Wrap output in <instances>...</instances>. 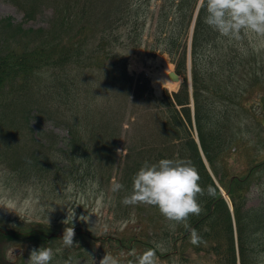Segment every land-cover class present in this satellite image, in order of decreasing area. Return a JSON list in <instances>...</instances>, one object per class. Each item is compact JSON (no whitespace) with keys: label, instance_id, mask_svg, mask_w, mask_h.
Listing matches in <instances>:
<instances>
[{"label":"trees","instance_id":"obj_1","mask_svg":"<svg viewBox=\"0 0 264 264\" xmlns=\"http://www.w3.org/2000/svg\"><path fill=\"white\" fill-rule=\"evenodd\" d=\"M8 1L27 19L46 9L52 15L47 26L39 27L0 18V164L5 182L33 187L48 206L74 193L103 194L118 225L103 241L115 255L128 251L133 257L151 249L167 263L264 264V206L248 203L252 186L264 178V49L256 44L264 37L244 31L238 39L221 36L204 22L206 8L200 7L192 41L191 96L187 47L199 0H162L158 12L152 0ZM150 26L155 32L151 53L169 52L184 75L180 89L162 97L148 81L132 95L135 81L126 66L131 51L149 46L145 33ZM46 74L50 85L42 89ZM56 99L60 105L55 109ZM31 115L55 117L68 130L65 145L58 146L57 139L50 145L39 139L21 145L16 133ZM126 120L131 121L124 136L128 145L119 156L117 142ZM165 158L191 161L199 172L203 211L188 219L202 237L199 246L190 243L183 224L173 225L158 208L122 203L144 162ZM117 183L122 188L114 190ZM209 185L216 189L214 197L207 194ZM66 226L21 223L0 233V241L18 238L31 248H48L54 246L52 234ZM74 229L75 236L100 238L90 229ZM81 246L68 255L83 254ZM4 262L0 255V264Z\"/></svg>","mask_w":264,"mask_h":264},{"label":"rangeland","instance_id":"obj_2","mask_svg":"<svg viewBox=\"0 0 264 264\" xmlns=\"http://www.w3.org/2000/svg\"><path fill=\"white\" fill-rule=\"evenodd\" d=\"M161 0H152L151 7L158 12V6L160 5ZM12 16L14 22H22L26 27H39L46 26L49 23L51 17V10H44L43 13H39L33 19H25L23 10L18 8L13 2L8 0H0V17ZM153 27L147 29L145 37L147 38L146 43L148 42L149 47L153 43ZM257 47L261 50L264 49V42L262 40L256 42ZM128 59V68L131 73H135L134 81L135 86L132 89L133 94L136 95L138 86H146L143 84L149 80V85L155 88V91L158 95H161L164 89L173 90L177 88L180 84L179 81H176L173 77L170 78L169 73L174 69L173 65L167 66V63L171 62V59L168 54L161 53V57L157 62L154 60L151 63L147 62L146 57L147 51L145 49H140L135 52L130 53ZM162 61V62H160ZM160 62V63H159ZM172 63V62H171ZM166 64V65H165ZM172 66V67H171ZM146 72L150 75L146 77ZM146 75H145V74ZM47 80L45 83L42 82V89L50 85L49 75L46 74ZM156 76L163 78L165 82L159 85ZM182 80V77H181ZM148 85V86H149ZM153 88V89H154ZM149 89H146L145 95H147ZM154 93V91L152 90ZM56 95V94H55ZM132 101V99H131ZM60 102L56 99L52 103L53 108L59 107ZM132 106L129 107V110H132ZM55 117L53 119L44 118L39 119L34 115L31 116L29 122L25 123L26 131H31L30 128H34V131H31L33 134L38 136H44L45 139H49L51 135H55L61 141L59 145H64L63 139L68 135L66 128L62 124L56 123ZM23 137H19L20 131L16 133V139H19L25 142L27 139V134L24 131ZM125 131L122 138L117 142L119 144V150H124L125 146L128 145V141L125 136ZM124 154V153H121ZM119 154V156H122ZM0 164V223L3 225H13L16 222H27V221H43L45 223H50L53 225H58L57 228H64V221L68 218V207L75 209V218L72 221H68L69 226H82L88 229H91L98 235H103L105 233L112 232L118 227L112 221V214L109 211V204L105 201L103 194L98 193L95 190H89L88 192L74 193L66 201L59 199L57 204L48 206L44 203H40L39 198L36 196V193L33 187L26 186L20 192V189L14 188L13 186H6L4 183L3 173L1 174ZM248 203L252 206H264V178L259 180V183L254 184L248 194ZM8 207L7 210L4 207ZM54 210V211H53ZM81 216L89 217L88 222H84L80 219ZM58 245H62L63 241H56ZM93 242L94 248L91 249L86 255L76 256V257H53L50 264H99L100 260L109 253V246L104 243L102 239L95 240L91 237H79L78 243ZM3 256L6 258V254L9 259L13 257L20 256L19 247L13 242H8L4 244ZM124 253L122 256H113L118 260V264H136L137 258L132 261L129 257L125 256ZM8 259V261H9ZM156 264H180L178 260H174L172 263L162 262L156 259Z\"/></svg>","mask_w":264,"mask_h":264},{"label":"clouds","instance_id":"obj_3","mask_svg":"<svg viewBox=\"0 0 264 264\" xmlns=\"http://www.w3.org/2000/svg\"><path fill=\"white\" fill-rule=\"evenodd\" d=\"M206 8L205 23L221 36L239 38L241 31L252 32L264 37V0H200ZM119 154L126 149L118 150ZM199 172L191 161L160 159L156 163L145 161L132 177V191L122 203L125 205H148L158 208L160 214L173 225L183 224L189 230L192 245L199 246L203 240L195 228L188 224L190 216H199L203 211L198 197L205 194L200 186ZM122 185L115 184L114 190ZM209 196H215L216 189L207 188ZM7 210L8 207H4ZM54 211V210H53ZM67 225L61 239L71 247L75 236L74 227L68 221L75 218V209L68 207ZM80 219L88 222L89 217ZM91 230V229H90ZM53 259L51 248L33 249L25 264H50ZM99 264H118V260L106 253ZM136 264H156L155 252L148 250L137 257Z\"/></svg>","mask_w":264,"mask_h":264},{"label":"bare ground","instance_id":"obj_4","mask_svg":"<svg viewBox=\"0 0 264 264\" xmlns=\"http://www.w3.org/2000/svg\"><path fill=\"white\" fill-rule=\"evenodd\" d=\"M157 81H158V83H160V84H162L163 82H165L163 78H159Z\"/></svg>","mask_w":264,"mask_h":264}]
</instances>
